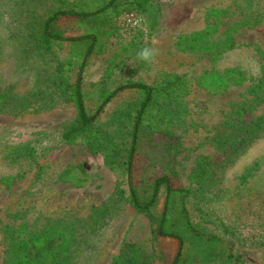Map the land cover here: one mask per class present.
<instances>
[{
	"label": "rangeland",
	"instance_id": "obj_1",
	"mask_svg": "<svg viewBox=\"0 0 264 264\" xmlns=\"http://www.w3.org/2000/svg\"><path fill=\"white\" fill-rule=\"evenodd\" d=\"M147 3V14L136 13L138 28L122 31V13L114 19L115 34L102 32L100 54L91 55L82 69L83 86L88 89L99 79L106 60L120 51L128 58L105 77L107 88L125 81L158 85L178 76L173 101L177 119L165 135L153 136L144 155L134 157L133 185L148 163L146 153L153 151L166 163L171 185L191 191V221L217 241L209 244L187 235L172 217L168 228L183 237L184 264H229V253L239 255L243 264H264V127L233 156L224 134H240L235 120L248 123L264 112V0ZM13 10L12 2L0 0V94L10 96L0 98V264L19 228L28 234L58 233L69 252L67 264H111L125 242L137 246L148 264L168 263L176 241L154 233L162 189L154 212H136L128 204L125 177L107 168L84 136L62 142L61 132L75 111L57 90L56 60L73 56L67 54L68 44L55 54L30 52L31 43L21 38L20 25L11 18ZM216 21L218 27L212 28ZM59 23L66 36L86 32L73 19ZM227 34L231 46L223 43ZM143 47L158 49L153 62L137 60ZM135 96L133 90L118 94L99 121ZM15 103L22 107L12 109ZM85 105L92 111L93 99L87 98ZM209 160L215 161L205 166L209 179L194 183L195 170ZM158 165L151 177L163 173Z\"/></svg>",
	"mask_w": 264,
	"mask_h": 264
},
{
	"label": "trees",
	"instance_id": "obj_2",
	"mask_svg": "<svg viewBox=\"0 0 264 264\" xmlns=\"http://www.w3.org/2000/svg\"><path fill=\"white\" fill-rule=\"evenodd\" d=\"M6 1L12 2L14 10L11 18L20 25L21 38L25 37L26 41L31 43L33 48L29 50L30 52L55 54L56 50H62L63 44H68L67 54L73 56V60L71 58H65L61 62L56 60L59 69L57 90L67 97L75 111L74 119L61 132L62 142L69 144L76 138L84 136L88 149L100 155L107 168L111 171L119 170L125 177L128 204L136 212H154L159 191L162 189L164 195L162 210L156 218L154 233L158 237L176 241L175 252L166 264H184L183 237L168 228L172 217L179 219L181 230L187 235L209 244L217 241L215 236L201 232L191 221L187 208L191 191L171 185V179L166 172V163L157 153L153 151L146 153L148 163L142 168L138 185L134 186L131 178L134 157L144 155L148 143L153 142V136L165 135L169 124L177 119L173 101L177 96L179 77L174 76L158 85L125 81L107 88L104 84L105 77L117 65L124 66L128 58L127 54L120 51L106 60L102 75L99 79L91 81L88 89L82 83V69L86 61L91 55L101 52L102 32H106L107 36L115 34L114 19L122 13L147 14L149 7L147 0H91L90 2L53 0L50 5L46 0ZM66 18L73 19L74 23L85 27L86 32L80 36H66L65 27L59 23L60 19ZM218 25L216 21L212 28ZM134 36L135 32L130 35V40ZM223 43L227 46L233 45L231 35L223 36ZM28 55L36 56L41 60L48 58L47 54ZM73 68L76 70L73 80L70 81L69 74ZM126 90H133L136 93L135 98L120 104L106 121L100 122L99 117L104 107ZM1 97L10 98L6 91L0 94ZM89 97L94 101L92 111L85 105ZM12 106V109L22 107L16 103ZM9 111L12 112L10 108ZM243 111L245 109L240 113ZM235 122L238 124L237 131H240V134L233 131L224 132L228 142L225 147L229 150V156L241 152L245 145L258 137V132L264 127V112L248 123L240 120ZM226 125L231 126V122H227ZM213 162L215 161L209 160L200 163L193 174L194 183L209 179L210 172L206 174L205 166ZM157 165L163 173L151 177ZM64 241L55 231L28 234L23 228H19L12 236L4 254V264H67L69 252L64 249ZM226 257L229 264H243L239 255L229 253ZM111 264H148V262L146 255L137 246L125 242Z\"/></svg>",
	"mask_w": 264,
	"mask_h": 264
},
{
	"label": "built area",
	"instance_id": "obj_3",
	"mask_svg": "<svg viewBox=\"0 0 264 264\" xmlns=\"http://www.w3.org/2000/svg\"><path fill=\"white\" fill-rule=\"evenodd\" d=\"M141 24L140 17L134 12H128L119 18V27L122 31L129 32V30H133L138 28Z\"/></svg>",
	"mask_w": 264,
	"mask_h": 264
},
{
	"label": "clouds",
	"instance_id": "obj_4",
	"mask_svg": "<svg viewBox=\"0 0 264 264\" xmlns=\"http://www.w3.org/2000/svg\"><path fill=\"white\" fill-rule=\"evenodd\" d=\"M159 55L158 49L150 48V47H143L137 52V60L151 63L153 62L156 57Z\"/></svg>",
	"mask_w": 264,
	"mask_h": 264
}]
</instances>
